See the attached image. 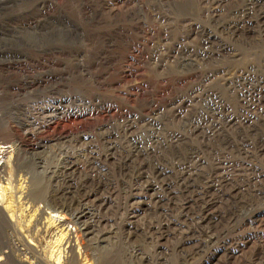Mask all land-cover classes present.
I'll return each instance as SVG.
<instances>
[{"label": "bare ground", "instance_id": "6f19581e", "mask_svg": "<svg viewBox=\"0 0 264 264\" xmlns=\"http://www.w3.org/2000/svg\"><path fill=\"white\" fill-rule=\"evenodd\" d=\"M169 1L158 0L168 4L170 17L159 45L167 50L169 30L186 22L182 39L196 35L201 42L183 48L176 61L179 66H170V74L189 75L200 83L160 104L152 100L141 113L116 117L115 128L96 127L100 146L88 133H77L75 139L70 134L61 137L76 141L78 151H65L57 169L59 184L46 195L45 205L68 213L67 225H75L84 239L85 257L94 246V264H152L150 255L144 254L149 245L155 253L153 264L173 257L189 264L217 244L225 251L221 264H228L230 256L243 250L264 223V76L254 67L233 66L237 53L229 48L231 43L250 55L263 48L264 0H239L224 14L225 0ZM147 2L142 0L140 7ZM47 20L37 25L38 32L45 34L50 25L55 33L56 24ZM261 66L264 71V59ZM21 85L16 92L19 97L40 86L26 80ZM141 88L131 87V93ZM126 99L133 101L131 95ZM60 106L34 113L36 118L48 111L43 125L30 132L53 131L56 125L83 116ZM99 109L96 103L97 115ZM106 112L113 115L115 108L109 106ZM7 190V185L2 187L3 193ZM36 192H19L18 201H24L20 213L14 214L18 222L28 215V224L45 232L55 224L58 233L48 251L52 264H59L62 255H66L62 264H79L72 243L78 237L71 236L68 226L62 228L50 213L42 221L40 215L46 211L39 207L24 214L29 203L43 199ZM7 224L0 225V261L6 256L19 264L20 255L30 254L34 264H49V256L24 240L26 248L18 244L13 233L7 232L15 226ZM31 226L26 230L33 238ZM172 235V243L166 246V238ZM4 248L9 249L6 254ZM260 250L235 264H264V243Z\"/></svg>", "mask_w": 264, "mask_h": 264}, {"label": "rangeland", "instance_id": "374dc122", "mask_svg": "<svg viewBox=\"0 0 264 264\" xmlns=\"http://www.w3.org/2000/svg\"><path fill=\"white\" fill-rule=\"evenodd\" d=\"M149 1L141 8L142 0H0V225L9 227L7 223H12L14 230L8 228L7 232L13 233L17 243L26 248V245L23 246L26 242L37 249L39 254L46 255V258L52 251L53 237L58 233L57 226L52 224L45 232L28 224V215H24L20 224L18 215L14 214L19 212L20 202L24 201L17 199L21 190L25 194L37 191L43 195L40 201L29 203L24 214L39 207L46 211L40 215L44 221L50 213L57 224L62 225V228L68 226L73 233L71 236L78 237L77 242L72 243L79 264H94L91 257L94 246L89 248L85 257L84 239L81 234H77L75 225H67L68 213L55 211L45 205L48 202L47 196L59 184L57 169L62 166L65 151H78L75 140L68 142L61 137L65 134L73 137L77 133H88L93 143L95 140L100 146L101 140L95 130L99 126L115 128V119L121 115L141 113L152 100L160 104L190 85L193 87L200 83V79L189 75L170 74V66H179L176 61L183 48L197 47L200 39L196 35L182 39L181 36L187 30L186 22L182 21L169 30L168 49L163 51L159 41L170 18H167L168 4L161 5L158 0ZM237 1L225 0L221 13L224 14ZM169 2L173 3V0ZM46 19L48 23L51 21L56 24L55 33L50 25L45 34L38 32L37 25ZM246 33L243 34L248 35ZM263 41L264 38L260 42L263 48L256 54L251 52V55L229 43L232 53H237L236 58L239 59L235 60L233 66L254 67L260 71H257L259 75L264 76L261 66L264 59ZM24 80L30 85L39 83L40 86H35L31 93L19 97L16 92ZM135 86L143 88L131 93V87ZM129 95L132 102L126 99ZM96 103L100 115L94 111ZM53 106L64 107L67 112L80 111L83 116H80V120L71 118L70 121L60 123L53 131L31 133L32 127L43 125L48 111H43L40 118H34V113L41 108L46 110ZM109 106L115 108V114L106 112ZM30 122L33 125L30 126ZM6 185L8 190L3 193L2 187ZM120 212L118 216H121ZM28 225L31 226L30 230L32 228L33 238L27 233ZM259 228V234L250 235L246 247L230 256L228 264L260 254L264 243V223ZM172 239L173 235L166 238L165 245L172 243ZM217 246L187 263H223L225 251L219 244ZM8 250L4 248L2 251ZM144 254L150 255L149 260L153 264L152 254L155 253L152 246H147ZM20 257L22 259L19 264H34L30 254L28 257ZM65 257L62 255L59 264L63 263ZM49 258L48 263L52 264L53 257ZM0 264L18 262L4 256ZM162 264L182 263L173 257Z\"/></svg>", "mask_w": 264, "mask_h": 264}]
</instances>
